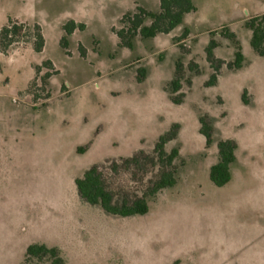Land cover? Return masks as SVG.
<instances>
[{"label": "rangeland", "instance_id": "rangeland-1", "mask_svg": "<svg viewBox=\"0 0 264 264\" xmlns=\"http://www.w3.org/2000/svg\"><path fill=\"white\" fill-rule=\"evenodd\" d=\"M159 4L0 0V29L13 19L38 24L45 38L36 52L24 31L0 52V264H21L33 243L58 247L64 264H264V58L245 27L264 0H194L169 34L122 46L123 16ZM71 20L83 28L65 43ZM224 28L240 41L241 69L229 66L235 45ZM178 62L180 104L167 90ZM163 135L167 152L179 149V177L147 214L114 217L82 200L75 179L95 165L119 201L148 192L159 167L147 156ZM227 140L236 161L219 187L210 170ZM133 156L139 163L125 162Z\"/></svg>", "mask_w": 264, "mask_h": 264}, {"label": "trees", "instance_id": "trees-1", "mask_svg": "<svg viewBox=\"0 0 264 264\" xmlns=\"http://www.w3.org/2000/svg\"><path fill=\"white\" fill-rule=\"evenodd\" d=\"M196 6L194 0H160L159 9L150 11L139 8L137 12L126 13L122 18L123 27L117 31V36L121 40V45L133 48V42L137 36L142 39H153L161 34H169L184 23L185 17L195 12ZM150 23L147 24L146 21ZM245 27L251 31L250 44L256 54L264 58V13L251 17L245 22ZM77 28H83V25L75 21H69L64 25L66 34L62 40L67 43L68 37L73 34ZM28 31L33 33L34 49L41 52L45 45V38L38 24L30 25L26 22L9 19L8 22L0 29V52L4 54L10 53L14 47L20 43L22 32ZM223 35L229 38L235 45L234 60L230 63V68L234 70L241 69L245 63L240 41L234 32L228 28H224ZM30 42L29 40L25 41ZM215 43V42H214ZM217 47V43L213 45ZM209 60L214 62L213 53L208 49ZM44 65L52 66L50 60L45 61ZM183 70L182 63L176 64V72L174 78L169 82L167 90L171 94V98L176 104L183 102L184 95L180 93L183 84V77L180 72ZM192 70V69H191ZM218 71L211 76L206 83V87L215 86L218 82ZM50 76L47 72L43 77V82ZM189 84L192 79L187 80ZM202 133L210 141V127L204 119ZM169 135L160 137L156 144L155 151L152 155L147 156L154 166L159 167V174L148 192L141 197H137L133 201L123 199L118 200V194L108 188L107 182L99 170V166L95 165L88 169L82 177L75 179L76 188L79 196L85 202L101 207L108 215L114 217H131L137 215H145L150 210V202L157 195L168 187L176 185L179 177V169L175 166L176 160L180 156L179 149L173 148L170 152L166 151V143ZM237 144L235 141L227 140L219 143L218 162L211 167L210 179L216 186H224L232 179L231 167L236 161ZM141 156H133L125 159V162L139 163ZM21 264H64L61 251L58 247H50L44 243H33L29 245L25 252V257Z\"/></svg>", "mask_w": 264, "mask_h": 264}]
</instances>
